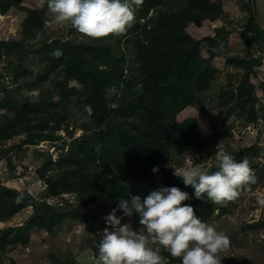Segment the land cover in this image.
Listing matches in <instances>:
<instances>
[{
  "label": "rangeland",
  "instance_id": "1",
  "mask_svg": "<svg viewBox=\"0 0 264 264\" xmlns=\"http://www.w3.org/2000/svg\"><path fill=\"white\" fill-rule=\"evenodd\" d=\"M145 2L139 0L138 4L132 3L133 19L123 32L102 37L80 33L67 22L62 25L54 23L47 14L46 0H21L24 9L10 7L2 12L0 8V41L6 43L0 46V130L12 129L14 120L18 118L35 117L37 125L45 124L41 130L24 124L18 127V134L0 140V185L29 192L55 207L64 203L62 207L70 209L77 205L75 193H66L59 188V194H53L47 180L50 176L56 177L54 162L69 152V142L73 139L76 138L78 142L92 139L103 146L104 142H99L100 138L96 135L103 126L94 125L91 107L82 101L80 82L72 78L66 81L64 67L47 69L43 59L37 55L42 45L59 37L69 38L76 44L82 42L104 47L120 41V47L113 48L111 55L126 58L123 79L127 80L131 73L129 68L135 44L126 45V40L128 36L135 38L140 32V28L131 29L137 20L140 19L142 25L154 14V17L157 16L158 12L171 13L188 6V0H164L163 4L148 13L140 14L141 8L147 5ZM220 6L222 15L220 19L209 23V29L200 28L192 22L186 27L194 38L202 42L199 51L204 56H210L215 49L212 65L220 72L216 74L211 87L193 91L195 100L190 102L188 97L192 94L191 87L188 89L189 95H185V92L182 95L177 92L178 85L165 82L163 75L147 74L143 75V80H152L146 86L147 89L168 97L175 109L172 115L174 121L196 118L199 123L197 130L202 134V139L191 150L168 159L166 168L172 174L174 169L178 173L182 168L194 165L215 171L218 143L229 153L230 149L243 151L242 159L247 160L255 176L254 183L242 184L237 188L236 197L230 201L211 202L206 194H202V198L196 201H191L190 196L185 204H190L202 221L229 238V246L218 253L223 256L221 264H264V0H225ZM27 8L42 13L41 25L26 26ZM128 30L129 35H125ZM37 32L40 33V39L36 38ZM98 56L101 58L95 60L97 64L107 67L104 60L108 61V54L101 52ZM234 58L256 59L259 63L250 76L260 109L256 121L250 122L240 109L232 111L233 101L222 102L220 92L222 87L227 89L229 76H232L230 88H236L242 78L244 69L232 63ZM24 74L30 77L24 78ZM123 88L124 85H114L108 89L111 108L117 105L115 98L119 97ZM184 95L183 101L178 100ZM60 98L62 100L56 109L41 106V100L48 104L50 100L58 101ZM2 102L18 107L21 110L19 117L14 109L3 106ZM40 132L53 135L55 140L28 141L31 134ZM105 140L109 145L110 138ZM113 142L117 144V141ZM197 144L199 148H196ZM47 160L52 164L46 169L42 168L43 162ZM110 171L116 172L114 164H111ZM159 175L151 171L145 180L129 178L126 183L133 190H145L158 182ZM115 206L109 201L96 200L84 209L87 217L83 221L66 219L50 233L44 229L31 228L30 243L7 245L4 251H0V264H54L52 255L63 263L74 259L84 264H100L98 242L103 230L110 228L104 217ZM207 210L211 211L206 213ZM33 214L34 208L29 206L19 210L11 219L0 221V237L14 235V232H9L11 228L16 229L28 223ZM117 215H120V211H117ZM129 221L134 230L144 232L139 217H124L121 222ZM149 246L158 251L159 264L169 263L171 256L166 248L152 243L150 238Z\"/></svg>",
  "mask_w": 264,
  "mask_h": 264
},
{
  "label": "trees",
  "instance_id": "2",
  "mask_svg": "<svg viewBox=\"0 0 264 264\" xmlns=\"http://www.w3.org/2000/svg\"><path fill=\"white\" fill-rule=\"evenodd\" d=\"M145 1L147 5L141 8L140 14L141 12L146 14L164 3V0ZM20 2L21 0H0V8L2 12H6L10 7L24 9ZM220 7V3H212L211 0H188L187 7L171 13L158 12L157 16L154 17V14L142 25L138 19L131 29L140 28V32L135 38L128 36L126 40V45L135 44L129 68L131 73L127 80L123 79L126 58L111 55L113 48L120 47V41L104 47L82 42L76 44L69 38L59 37L41 46L37 57L43 59L47 69L54 70L62 66L66 81L72 78L80 82L83 90L82 101L91 107L94 125L103 126L96 135L100 138L99 142L104 143L101 146L92 139L78 142L75 138L69 142V152L54 162L57 168L56 177L50 176L47 180L52 189L50 191L59 194L58 189L61 188L63 192L75 193L78 203L70 209L63 208L64 203L59 205L60 207H55L52 206L54 204L40 200L29 192L0 185V221L11 219L22 208L29 206L34 208V214L28 223L16 229H9V232L15 233L14 235L0 237L1 252L7 245L19 242L29 244L31 228L44 229L50 233L66 219L83 221L87 217L84 209L96 200L117 204L118 197L130 198L131 195L139 194L143 198L149 191L159 186H177L191 196V201L199 199L194 196L191 185L185 186L180 177L166 168L170 157L191 150L193 145L195 147L202 139V134L197 130L198 120L188 118L184 121H174L172 115L175 109L168 97L153 89H147L146 86L152 83V80H143V75H163L165 82L178 85V94L181 92L183 95L185 92V95H189L188 89L191 87L192 94L188 97L190 102L195 100L193 91L198 92L211 87L218 72L212 65L215 49L210 56H204L199 51L202 42L194 38L186 27L191 22L200 23L206 18L216 20L222 15ZM25 10L27 27L41 25L42 13L31 8ZM129 32L130 30L125 35L127 33L129 35ZM4 44H6L4 41H0V46ZM57 48L62 50L59 58L51 55L52 50ZM101 52H106L109 56L108 61L104 60L107 67L98 65L95 61ZM232 63L244 69L242 78L236 88H230L232 76H229L227 89L222 87L220 92L222 102L233 101L232 111L240 109L246 119L250 122L256 121L260 109L250 76L259 63L256 59L245 58H234ZM23 76L30 77L26 74ZM114 85H124V88L119 97L115 98L117 105L111 108V99L107 92ZM185 95L178 100L183 101ZM61 100L62 98L58 101L52 99L48 104L41 100L40 103L41 106L56 109ZM2 105L14 109L17 118L19 117L21 110L18 107L14 108L12 104L4 102ZM36 121L35 117L14 120L12 129L0 130V140L18 134L20 132L18 127L24 124L38 130L44 129L45 124L37 125ZM105 138H110L108 141L110 146ZM31 139L55 140L53 135L44 132L31 134L28 141ZM113 140L117 141L118 145ZM199 147L197 144L196 148ZM230 154L237 161L242 160L243 151L241 153L239 150L230 149ZM49 164H52L50 160L44 161L42 168L46 169ZM111 164L115 165L116 172L110 171ZM153 166H158L159 170L155 174L160 175L158 182L147 189L133 190L126 183L129 178L145 180L151 174ZM188 201L187 199L181 203L185 204ZM210 211L207 210L206 213ZM52 261L54 264H84L74 259L63 263L54 255ZM172 263H180V258L171 256L168 264Z\"/></svg>",
  "mask_w": 264,
  "mask_h": 264
},
{
  "label": "clouds",
  "instance_id": "3",
  "mask_svg": "<svg viewBox=\"0 0 264 264\" xmlns=\"http://www.w3.org/2000/svg\"><path fill=\"white\" fill-rule=\"evenodd\" d=\"M47 14L62 25L70 24L76 31L102 37L121 33L133 19L132 3L139 0H46ZM36 38L40 39L37 32ZM51 55L59 58L62 50L53 49ZM216 170L203 166L182 168L174 175L185 186L191 185L194 196L202 194L211 202L230 201L242 184L255 182L247 160L237 161L219 143L216 145ZM153 166L152 172H157ZM189 198L186 191L177 186H159L144 195L117 198L116 206L104 217L110 225L102 232L98 242L100 264H159L158 251L152 243L166 248L172 257H179L180 264H221L218 253L229 246V238L213 226L202 221L190 204H182ZM120 211V215H117ZM136 215L144 232L134 230L131 222L122 223L124 217Z\"/></svg>",
  "mask_w": 264,
  "mask_h": 264
},
{
  "label": "crops",
  "instance_id": "4",
  "mask_svg": "<svg viewBox=\"0 0 264 264\" xmlns=\"http://www.w3.org/2000/svg\"><path fill=\"white\" fill-rule=\"evenodd\" d=\"M224 1H225V0H211L212 3H222V5H223ZM217 19H220V17L217 18ZM217 19H216V20H217ZM212 21H215V20H211V21H210V19L206 18V19H202V21H201L200 23H198V22H197V23H196V22H193V23H195L196 25L200 26V28H201V27H205L206 29H209V28H210L209 23H210V22L212 23ZM205 56H206V55H205ZM206 57H208V55H207ZM213 57H214V56H213ZM214 58H215V57H214ZM214 58H213V59H214ZM213 63H214V62H213ZM216 68H217V67H216ZM217 69H218V68H217ZM218 72H220V71L218 70ZM218 72H217V73H218ZM218 74H219V73H218ZM59 226H60V225H59ZM56 231H57V230H56ZM56 231H55V232H56Z\"/></svg>",
  "mask_w": 264,
  "mask_h": 264
}]
</instances>
